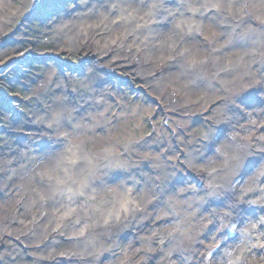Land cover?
<instances>
[{"label": "rangeland", "instance_id": "1", "mask_svg": "<svg viewBox=\"0 0 264 264\" xmlns=\"http://www.w3.org/2000/svg\"><path fill=\"white\" fill-rule=\"evenodd\" d=\"M86 1L8 0L0 6V264H186L184 258L179 256L183 254L181 248L184 247V250L185 245L177 233H183L188 224L186 219L183 222L180 220H183L181 217H185L184 214L177 218L175 195L168 185L172 176L179 174L177 168L183 167V161L193 157L194 154L199 155L203 150L202 148L207 144V136L213 147L221 144L223 137L235 133L238 129L229 126L221 132H213L209 120H205L204 115L193 114L194 110H191L190 118L195 120L189 125L180 126L182 130L178 132L181 135H176L175 128L181 123L180 117H172L161 108L160 104H165L167 101L152 89L154 83H146L126 65V51L114 49L116 53L98 57L96 52L92 51L94 45L89 44L93 40L98 41L99 45H105L103 39L109 41L113 36L120 34L123 30L121 22L124 21L125 15L130 17L128 14H136L133 12L134 9H139L140 13L141 7L138 6L143 0H99L104 6L99 10L96 7L98 1ZM148 1L151 0L147 2L145 0L144 5L149 8ZM257 1L260 4H257L256 12L262 16L264 0ZM245 2L246 6L251 5L250 0ZM222 3L226 4L227 1L222 0L219 3L217 0L212 6L221 9ZM77 4L82 6L83 16L88 18L85 20H90L88 22L90 24H86V29L80 30L84 32L82 34L86 33L89 39L86 40L88 41L86 44L83 37L79 36L71 46L64 33L55 30L58 18L62 15L61 9L72 8ZM243 4L244 2L236 0L234 11L240 10ZM122 7L125 8L124 11ZM223 10L224 8L221 9V13ZM259 10L262 12H258ZM238 13L236 12L237 15ZM74 14L76 15L77 12L74 11ZM223 14L225 13L221 15ZM221 15L216 14L210 19L209 25L212 26L203 30L204 38H208L212 32L215 33L219 27L215 25L221 24ZM232 15L229 13V16ZM63 19L68 20V18ZM94 21L98 24H93ZM74 24L70 23V25ZM256 27V25L252 26L253 32ZM61 29L67 30L65 27ZM244 29L247 31V27ZM139 31L144 34L143 30ZM238 32L242 33L241 30ZM255 33H248L250 43L227 49L224 48L228 42L227 37L221 36L216 42L220 46L223 45L217 55L219 63L235 60L236 56L240 55L243 56L245 65L250 62L254 64L252 70L255 73L261 72L260 68L261 65L264 67V63L260 65L255 62L258 58H264V43L259 46L258 42V37L264 36V32ZM100 37L104 38L99 39L100 41L96 40ZM211 46L213 47L214 44ZM189 49L178 48L173 50L172 54H178V51L188 53ZM210 53L211 50L206 47L202 53L197 54L198 58H203L202 56L208 57ZM208 64L212 69V64L210 62ZM242 71L244 69L234 66L221 79L223 82L233 83ZM199 91H196L194 97L200 95ZM95 110L97 113L94 118L97 119L93 120L92 112ZM53 111L56 113L52 114ZM185 115L183 114L184 117ZM84 119L92 120V126L95 122V129L85 127L77 131L80 127L78 121ZM56 120L59 121L55 123ZM259 132L262 134V131ZM112 137L115 138L116 144L108 148L110 146L108 141L112 142ZM263 138L250 142L264 146ZM37 140L44 146L50 145L52 151L58 150L62 154L65 150L68 154L74 152L75 157L68 159L70 162L66 167H77L78 171L83 168L82 180L74 179V183L69 180L65 184H60L53 175L50 178L46 175L38 176L39 173L35 176L36 180L39 177L45 183L48 181L53 183L51 185L53 197L56 198L57 195L59 197L60 192L64 193L60 199L62 201L59 200L60 204L68 197L67 192L73 201L76 200L69 213L65 212L64 208L57 209V205H48V195L39 193L38 180L24 178V172L30 169L39 172L44 168L39 160L40 156H35V150L41 145L40 142L39 144L36 142ZM32 142L35 143L30 148ZM80 143L84 148L78 146ZM152 148L156 149L154 153L151 152ZM164 150L168 152L163 154ZM229 153L230 159H233L231 156L234 153ZM251 155L240 158L238 165L249 167L252 172H263L259 189L251 194L256 198L264 196V154L257 156L253 160L255 162L252 161V165H249L247 161L252 160ZM86 156H89L88 160L84 158ZM144 158H148L146 165L140 164ZM203 158L206 157L202 156L200 161ZM214 158L217 160L205 161L204 165L221 167L219 156L216 155ZM125 167H133L136 171L145 168L144 177L152 185L147 196L152 202L145 207L147 210L137 211L131 206L130 198L138 196L136 201L144 207L143 201L139 198L140 184L136 190L129 184L138 183V177L132 176L131 181H128ZM93 168H97L94 173ZM226 169L232 170L233 167ZM72 172L74 173V170ZM90 172L92 174L88 176ZM248 173L240 178L238 188L249 189L248 186L255 183L253 181L256 175L249 178ZM219 176L217 173V181L210 191L196 184L197 192L189 195L188 201L200 199L202 201L199 203L201 209L199 205L195 206L198 207V215L207 207L202 205L204 199L198 197H207V193H214L215 197L219 194V187L228 188L227 185H230L228 181L224 183V180L222 184L219 183ZM62 186L67 192L62 191L64 190ZM164 186L168 188L163 191V198L156 199L157 190ZM129 188L133 191L130 190L131 196L127 199ZM224 207L221 205L220 211L224 210ZM245 209L248 207L245 206ZM249 210L252 216L251 224L248 226L249 220L243 222L244 219L235 217L240 220L237 227L242 225L241 228L247 227V230H250L254 221L264 219V211L261 208L251 207ZM180 211L186 212L182 209ZM163 212L168 216L171 215L169 219L165 216L168 220H157L156 217ZM60 214H65L61 221ZM143 215L147 223H142ZM228 222L226 225L230 224ZM263 225L259 228L261 232L256 234L257 238L252 237V239L259 241V238H264ZM173 231L177 232L176 236H171L170 233ZM220 234L221 226L217 221L211 225L206 235L202 234L204 243L208 247L206 252L220 242ZM77 241L81 245H78ZM252 242L250 239L248 245L250 246ZM151 243H154L151 248L155 249L152 253L145 248ZM190 243L191 241L188 244ZM85 244L95 245L96 249L93 253H88L86 249L83 252V248L80 247H85ZM190 246L188 245L189 250H192ZM100 249L104 253L107 251V254L101 256L97 254ZM170 249L177 250L178 257H173ZM190 260L192 263L193 260ZM192 264L196 263L193 261Z\"/></svg>", "mask_w": 264, "mask_h": 264}, {"label": "bare ground", "instance_id": "2", "mask_svg": "<svg viewBox=\"0 0 264 264\" xmlns=\"http://www.w3.org/2000/svg\"><path fill=\"white\" fill-rule=\"evenodd\" d=\"M7 1L8 0H0V6L4 4L3 2L6 3ZM96 1H98V4L96 6L98 10L104 8L103 4H101L102 2H100L99 0ZM216 1L217 0H151L148 1V5L150 6L148 8V6L144 5L145 0H143L142 4L138 6L142 8H140V13L139 9H134L133 12L136 14H128V16L130 17H127L126 14L124 21H120L121 25L123 26V30L120 34L113 36L112 39H109V41L108 39H103L105 40V45H99L98 41L97 43L93 40L89 42V44L94 45L92 47V51L96 52V55L98 57L103 56V54H114L113 52H115V50L117 49H119V51L120 49L126 51V65L137 76L146 81V83H154V88L152 89H154L161 98H164L165 101H167V103L165 104H160L161 108H164L172 117H180L181 123H179L177 128H175L176 135H179L180 133L178 131L182 130L180 126L184 127L186 126V124L189 125L193 122V120H195V118H190L189 111L191 110H194L193 114L195 115H204V119L209 120L213 128V132H221L229 128V126H233L238 129V131H235V133L228 134L227 136L223 137V139L221 140L222 143L214 145L213 147H211V142L207 139V136V144L202 148L203 150L199 152V155L194 154L193 157H190L188 159L186 158V161H183V167L177 168L179 174H177V176H172V179L168 186H171V189L173 190L172 192L175 195V210L177 211V218L179 219L180 216L184 214L185 217H181L183 218V220H180L183 222L186 219L188 225L187 227H185V231L183 233H177L176 231H173L170 234L171 236H176L177 233L180 237L179 239H181V241L185 245V249L188 248L186 250H183L184 247L181 248L183 254L179 255L184 258L183 260L187 262L186 264H192L193 261L196 264H264V238H259V241L254 240L257 238L256 234H259L261 232L259 228L261 227V225H263L264 219L254 221L250 230H247V227L241 228L242 225H240V227H237L236 225L240 223V220L235 219V217H239V219H244L243 222H247L249 220V226V224H251L252 222V216H250L251 210H249V208L258 207L264 211V196L254 198L251 195L253 194V191L259 189L261 183L260 178L261 176H263V172L260 171L259 173H257L253 171V174L249 167H241V165H238L240 164V158H246L247 156L253 154L250 156L252 160L247 161L249 165H252V161L255 160L257 156L264 154V146H259L256 142H250L251 140H257L264 137V67L261 65L264 63V58L261 57L256 59L255 63H260L261 65V72L256 73L252 70L254 64L249 62L245 65L246 62L242 59L243 56L240 55H237L235 60H228L224 63H219L217 55L219 53V49L222 48L223 45L220 46L218 43H216L221 36L227 37L228 42L224 46L225 49L235 46L238 47L239 45L247 42L250 43L251 39L248 38V33H260L261 31L264 32V15L261 16L260 13L258 14L256 12L257 4H260V2L257 0H250L251 5L249 6H246V0H240L241 2H244V4L238 11H234L233 9L236 0H226V4L222 3L223 7L221 9L224 8L222 13H225L223 15H221L222 13L220 8L217 9V7L212 6L213 2ZM218 1L219 3L222 2V0ZM81 7L82 6L80 4H77L72 8L70 7L68 9H61L62 15L58 18L59 20L57 21L58 24L56 25L57 28L55 32L62 31V33H64L63 35L69 39V44L71 46H73V41L77 40V37L79 38V36L83 37V40L86 44L88 42L86 40L89 39L86 33L82 34L84 32L80 31L83 28L86 29V24L90 22V20H85L88 18H85L83 16V10ZM124 9L122 7V11H124ZM74 11L77 12V16L74 14ZM236 12H239L238 15L236 14ZM258 12L262 11L259 10ZM229 13L233 14L232 17L229 16ZM216 14L221 15V24L215 25V27H219L216 29L214 34L212 32V34L208 36V38H204L203 30H207L212 26L209 25L211 24L209 21ZM81 15L82 17H80ZM63 18H68V20H64ZM72 22L75 24L70 25V23ZM96 23L97 22L94 21L93 24ZM59 25H61V27ZM253 25L257 26L256 29H254V32L252 28ZM63 27H65V29L67 28V30L61 29ZM245 27H247V31L246 29H244ZM139 30H143L144 34H142ZM238 30H241L242 33H239ZM145 31H147V33H145ZM104 37H100L96 40L102 39ZM258 38L259 46H261L264 43V36L262 35V37L259 36ZM213 44L214 46L212 47L211 45ZM206 47L211 50L210 55L208 57L202 56L203 58H198L197 53H202L203 49ZM178 48H190V51L188 52L190 55L188 56L187 51H178V54H172L173 50H177ZM208 62L212 64V69L209 66ZM234 66H237L241 70L244 69V71L237 75L239 77L234 79L233 83L223 82L221 78L224 77V75L227 74L226 72H229ZM207 67L208 69H206ZM198 90H200L198 92V94L200 95L194 97L196 91ZM54 112L56 113V111H53L52 114ZM95 113H97L96 110L95 112H92L93 120L97 119L94 118L96 115ZM183 114H186L185 117L183 116ZM58 121L56 120L55 123H57ZM91 123H93L92 120L84 119L78 121V125L80 127L77 129V131L82 130V128L85 127L89 129H95L94 125H96V123L94 122L93 126L91 125ZM259 131H262V134ZM206 135L207 133L205 132V137ZM114 140L115 138L112 137V142H110V140L108 141L110 145L108 148H112L116 144ZM36 142H38V144L40 142L41 145L40 148H37L35 150V156H40L39 160L44 168L39 172H35L34 170L30 169L29 171L24 172V178H33L36 180L35 176H37L36 174L39 173L38 176L46 175L47 178H50L52 177L51 175H53L55 180L57 179L60 184H65L69 182V180L74 183V179L82 180L81 171L83 170V168L82 170L78 171L77 167H66L69 164L68 162H70L69 160L75 157L74 152L68 154L67 150H65L62 154V152L60 153L58 152V150L52 151L50 145L44 146L39 140H37ZM178 142L180 143V141ZM34 143L32 142V146H30V148L33 147ZM45 143H47V141ZM248 145L250 146L248 147ZM78 146H82V148H84L82 143H80ZM251 146H253V148H251ZM80 150L81 149H79V151ZM155 151L156 149L152 148L151 152L154 153ZM76 152L77 151H75V153ZM165 152H168V150L162 151L163 154ZM229 152L234 153V155L231 154L233 155L231 156L233 159H230ZM31 154H33V151L31 152ZM216 155L219 156L220 162H222L220 164L221 167L215 168L214 166L209 167L204 165L205 161L212 159L217 160L214 158ZM202 156H205L207 160L206 158H203V160L200 161ZM84 158L88 160L89 156H86ZM118 159L116 158V160ZM112 162H114V160ZM147 163L148 158H144L140 162V164L143 165H146ZM119 164L121 165L122 163ZM228 167H233V169H226ZM96 169L97 168H93L92 172ZM144 169L145 168L143 167L139 168L137 172L133 167H125V173L128 176V181H131L132 176L133 178L138 177V183L128 182L129 184H131L133 189L136 190L137 186L140 184L139 198L141 199V201H143L142 203L144 207H141L142 205L136 201L138 196H133V198H130L132 200H130L131 206L134 210L137 211H143L145 209L147 210V208L145 207L149 206V204H151L152 202L149 200V198H147L149 192L151 191L152 185L147 179H145L143 174ZM73 170L74 173L72 172ZM92 172L87 175H91ZM217 173H219L220 175L218 178L219 183L222 184V180H224V183H227L228 181L230 185H227L228 188L223 186H221V188L219 187V194H217V196L215 197L214 193H207V197H198L203 198L204 203L202 205L207 206L198 215V207L195 206L199 205L200 208L201 204L199 203L202 201H200L201 199L199 201H188V198L190 197L189 195H194V193L197 192L196 184L202 185L204 189H208L210 191V189L215 186V183L217 181ZM247 173L249 175V178H253L252 176L256 175L253 181L255 183L249 185V189L238 188V180L240 181V178H242ZM87 175L85 176L87 177ZM225 175H227V179L225 178ZM37 180L36 181L40 186L39 193H43V195L45 196L48 195V205H57V209L64 208L65 212L67 213L72 211L76 200L73 201L72 198L69 197L70 194L66 191V189H64V186H62L64 189L62 191L67 192V195H65L68 197H66V199H64L65 201L60 204L59 202L62 201L60 199H62V195L64 193L62 194V192H60L59 197L57 195V197L55 198L53 197L51 186L53 185V183L51 181L45 183V181L43 182L41 179H39V177L37 178ZM55 180L53 181L57 183V181ZM134 180L135 179H133V181ZM166 187L167 186H164L163 188L157 190L158 193L157 196H155L156 199L161 200L163 198L162 194L163 191L166 190ZM130 190V188L127 190V199H129V197L131 196V192L133 191L131 190L130 192ZM88 192L90 191L88 190ZM75 196L77 195L75 194ZM87 205H89V203ZM120 205L122 206V204ZM221 205L225 206V209L222 211H220ZM245 206L248 207V209H245ZM181 209L186 212L182 213V211H180ZM143 214L145 215L144 212ZM64 215L65 214H60V221ZM144 215L142 217L143 220H141L142 223L146 222ZM165 216L168 218L171 215L168 216L165 212H163V214H159L156 219L160 221L164 219L165 221L167 219ZM240 216L242 218H240ZM215 221L220 223L221 226V240L217 245L212 246V248L209 249V252H206L208 247L204 243L203 236L206 235L209 228ZM260 221L262 224L260 223ZM82 222L86 223L84 221ZM227 222L230 224L226 225ZM252 237L254 239H252ZM87 238L85 240H87ZM250 239L253 242L251 243L252 245L250 244L249 246L248 242ZM190 241L191 243L188 244ZM81 243H83V241ZM77 244L81 245L78 241ZM153 245L154 243H151L145 248H148V251L152 253V251H155V249L151 248V246ZM188 245H191L190 249L192 250H189ZM80 248H83V252L85 251L84 249L88 250V253H93V250L96 249L95 245L92 244H85V247L81 246ZM187 250L190 252H188ZM100 252L101 249L96 253L100 254V256L102 254H107V251H105V253L104 251L101 253ZM170 252L173 254V257H178L179 252L177 250L170 249ZM190 259L193 260L192 263Z\"/></svg>", "mask_w": 264, "mask_h": 264}]
</instances>
